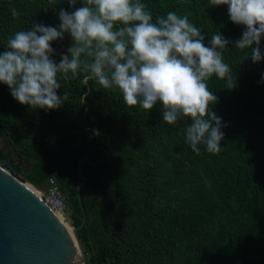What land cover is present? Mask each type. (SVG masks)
Listing matches in <instances>:
<instances>
[{
	"label": "trees",
	"instance_id": "obj_1",
	"mask_svg": "<svg viewBox=\"0 0 264 264\" xmlns=\"http://www.w3.org/2000/svg\"><path fill=\"white\" fill-rule=\"evenodd\" d=\"M141 2L153 22L168 12L186 14L205 46L219 32L230 41L222 55L235 87L215 75L206 81L218 97L209 111L225 125L221 151L200 145L193 152L185 140L189 118L168 125L161 104L128 106L118 89H103L78 70L67 79L58 74L57 95L66 92L69 100L53 110L21 105L0 83V137L10 148L0 145V164L44 194L50 179L57 182L72 226L86 218L79 230L86 264H264V37L254 63L250 49L235 48L246 26L231 22L227 5ZM81 6L0 0V53L17 31L59 29V11ZM72 44L65 33L51 42L50 58L58 64Z\"/></svg>",
	"mask_w": 264,
	"mask_h": 264
},
{
	"label": "clouds",
	"instance_id": "obj_2",
	"mask_svg": "<svg viewBox=\"0 0 264 264\" xmlns=\"http://www.w3.org/2000/svg\"><path fill=\"white\" fill-rule=\"evenodd\" d=\"M68 3L75 6L77 0ZM81 3L74 12L59 11V29L37 24L8 38L6 50L0 53V83L8 86L12 97L32 109H58L69 100L66 92L57 95L58 74L67 79L79 70L103 89H118L128 106L152 110L161 104L162 119L168 125L189 118L185 140L191 150L199 154L203 145L207 152L219 153L225 125L209 111L218 97L206 81L215 75L226 80V88L235 87L222 55L230 41L219 32L205 46L202 30L186 14L168 12L153 22L141 0ZM210 4L227 5L231 22L246 26L235 48L250 49L247 59L259 62L264 0H210ZM11 11L13 18L19 15L15 8ZM65 33L73 44L57 64L50 58L54 54L51 42L63 39Z\"/></svg>",
	"mask_w": 264,
	"mask_h": 264
},
{
	"label": "water",
	"instance_id": "obj_3",
	"mask_svg": "<svg viewBox=\"0 0 264 264\" xmlns=\"http://www.w3.org/2000/svg\"><path fill=\"white\" fill-rule=\"evenodd\" d=\"M10 170L0 164V264H86L79 236L86 218L80 227L73 228V235L30 186L39 189ZM80 176L86 182L81 170ZM81 186L82 182L79 191Z\"/></svg>",
	"mask_w": 264,
	"mask_h": 264
},
{
	"label": "built area",
	"instance_id": "obj_4",
	"mask_svg": "<svg viewBox=\"0 0 264 264\" xmlns=\"http://www.w3.org/2000/svg\"><path fill=\"white\" fill-rule=\"evenodd\" d=\"M41 196V195H40ZM46 204L59 216L64 217L68 212L66 198L62 194L57 182L54 179L49 180V189L46 194L41 196Z\"/></svg>",
	"mask_w": 264,
	"mask_h": 264
},
{
	"label": "rangeland",
	"instance_id": "obj_5",
	"mask_svg": "<svg viewBox=\"0 0 264 264\" xmlns=\"http://www.w3.org/2000/svg\"><path fill=\"white\" fill-rule=\"evenodd\" d=\"M1 144V147L6 151V153L7 152H9V150H10V148L8 147V145H6L5 143H4V141L3 142H0ZM38 191V193L42 196V191H40V190H37ZM62 219H63V221L65 222V224L66 225H68L70 228H74V226H72V224H71V222L68 220V216L67 215H65L64 217H62V216H60Z\"/></svg>",
	"mask_w": 264,
	"mask_h": 264
},
{
	"label": "bare ground",
	"instance_id": "obj_6",
	"mask_svg": "<svg viewBox=\"0 0 264 264\" xmlns=\"http://www.w3.org/2000/svg\"><path fill=\"white\" fill-rule=\"evenodd\" d=\"M28 186H30V185H28ZM30 188H31L32 190H34V192H36L38 195H40V194L38 193V191L35 190L33 187L30 186ZM67 226H68V225H67ZM68 229L70 230V233H72V234L74 235V233H73V228H70V227L68 226Z\"/></svg>",
	"mask_w": 264,
	"mask_h": 264
}]
</instances>
